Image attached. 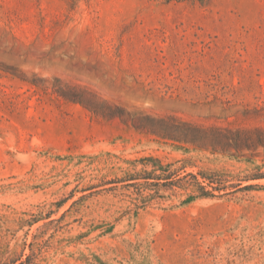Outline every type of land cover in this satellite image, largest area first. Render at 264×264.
I'll list each match as a JSON object with an SVG mask.
<instances>
[{"label": "rangeland", "instance_id": "obj_1", "mask_svg": "<svg viewBox=\"0 0 264 264\" xmlns=\"http://www.w3.org/2000/svg\"><path fill=\"white\" fill-rule=\"evenodd\" d=\"M0 264H264V0H0Z\"/></svg>", "mask_w": 264, "mask_h": 264}, {"label": "trees", "instance_id": "obj_2", "mask_svg": "<svg viewBox=\"0 0 264 264\" xmlns=\"http://www.w3.org/2000/svg\"><path fill=\"white\" fill-rule=\"evenodd\" d=\"M62 94L64 96L67 95L66 91H63ZM86 96H87V93L85 92V90H78V92L75 95H73V98H74V100H79V101H83V102H84V100H87L86 104L88 106H90L98 114H102L103 116L111 115L110 113H107L109 111L99 109L98 105L101 103H99L95 99H86ZM126 112L122 111L121 113H116V114H119L118 116H121L125 123H127V124L131 123L136 128H140V129L148 128L147 124H150V123H148L147 121H140L141 119L135 118L130 113H126ZM143 118L148 119L149 116H144ZM161 121H165V120L161 119ZM188 128L190 131H185V132L183 131V134L186 137V140H190L193 143L200 142V140H202V138H203L202 135H200V133H199L201 130L199 128L193 127L192 125H189V124H188Z\"/></svg>", "mask_w": 264, "mask_h": 264}]
</instances>
